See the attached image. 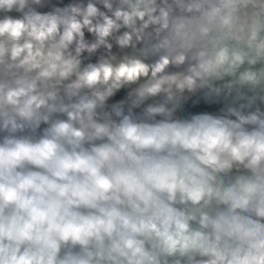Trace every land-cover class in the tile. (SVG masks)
Instances as JSON below:
<instances>
[{
    "label": "clouds",
    "instance_id": "obj_1",
    "mask_svg": "<svg viewBox=\"0 0 264 264\" xmlns=\"http://www.w3.org/2000/svg\"><path fill=\"white\" fill-rule=\"evenodd\" d=\"M0 264H264V0H0Z\"/></svg>",
    "mask_w": 264,
    "mask_h": 264
}]
</instances>
